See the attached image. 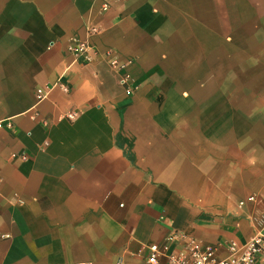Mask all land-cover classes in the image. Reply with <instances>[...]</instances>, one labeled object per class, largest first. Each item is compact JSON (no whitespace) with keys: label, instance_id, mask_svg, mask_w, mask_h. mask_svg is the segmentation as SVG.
<instances>
[{"label":"crops","instance_id":"crops-1","mask_svg":"<svg viewBox=\"0 0 264 264\" xmlns=\"http://www.w3.org/2000/svg\"><path fill=\"white\" fill-rule=\"evenodd\" d=\"M103 1L0 0V264L264 232V0Z\"/></svg>","mask_w":264,"mask_h":264},{"label":"built area","instance_id":"built-area-1","mask_svg":"<svg viewBox=\"0 0 264 264\" xmlns=\"http://www.w3.org/2000/svg\"><path fill=\"white\" fill-rule=\"evenodd\" d=\"M111 1L104 0L102 10L107 11L110 8ZM97 32V28H89V34ZM77 60L91 62L97 59L101 53L95 49L88 39L73 38L67 46ZM107 58L110 53L104 54ZM111 64L119 66L116 60ZM124 67V65H120ZM132 76L125 71L121 74L120 83L126 87V92L131 94L137 90L138 86H131ZM63 90L68 91L67 85L61 84ZM46 96L42 88L38 89L39 100ZM71 119L75 114H69ZM6 126H11V122L5 123L0 120V130ZM255 196L250 195L246 201H254ZM244 201H240L242 205ZM149 264H264V232H256L245 240L233 239L226 242L205 243L197 238L185 236L182 233L168 235L160 244H151L148 246ZM55 264V263H53ZM85 264V263H69Z\"/></svg>","mask_w":264,"mask_h":264},{"label":"clouds","instance_id":"clouds-1","mask_svg":"<svg viewBox=\"0 0 264 264\" xmlns=\"http://www.w3.org/2000/svg\"><path fill=\"white\" fill-rule=\"evenodd\" d=\"M247 162H248L249 165H255L257 163V158L256 157H251V158L248 159Z\"/></svg>","mask_w":264,"mask_h":264}]
</instances>
